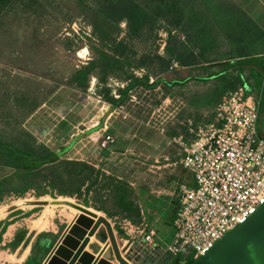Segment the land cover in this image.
<instances>
[{
    "label": "rangeland",
    "instance_id": "1",
    "mask_svg": "<svg viewBox=\"0 0 264 264\" xmlns=\"http://www.w3.org/2000/svg\"><path fill=\"white\" fill-rule=\"evenodd\" d=\"M137 1L150 19L141 38L131 35L137 19L129 22L120 9H108L107 0L0 4V142L28 152L44 146L61 153L45 164L12 167L0 150V224L4 232L10 226L17 240L55 232L77 213L53 202H97L101 187L113 200L123 194L117 181L94 170L89 159L72 156L79 140L71 133H79L78 123L85 130L108 119L110 107L98 94L102 88L126 101L114 108L111 124L122 133L133 128L144 159L151 156V143L158 141L163 156L170 134L186 135L208 123L216 105L238 88L264 112V0ZM69 44L71 51L65 48ZM247 60L249 65L236 67ZM86 72L83 91L78 85ZM212 74L219 76L194 79ZM186 78L185 84L170 87L157 81ZM136 80L159 83L147 90ZM93 143L89 139L85 150ZM112 207L116 227L137 239L140 223L127 203Z\"/></svg>",
    "mask_w": 264,
    "mask_h": 264
},
{
    "label": "crops",
    "instance_id": "2",
    "mask_svg": "<svg viewBox=\"0 0 264 264\" xmlns=\"http://www.w3.org/2000/svg\"><path fill=\"white\" fill-rule=\"evenodd\" d=\"M107 106L110 107L111 112L107 117L108 119L101 122V124L95 122L85 130H80V126L83 125L78 123L79 133H71L72 137L75 135L74 137L79 140L72 149V156L77 161L89 159L87 161L94 170L117 181L122 187L123 194H120L118 200H113L107 194L108 189L101 187L97 191L102 192L103 195L97 202L89 199L87 202L78 205L99 217L106 218L111 223L120 250L131 243L130 250L122 254L123 257L131 258L130 264H154L161 255L157 253V249H160L162 253L165 246L170 244L169 242L174 238L173 222L180 207L178 184L194 185L191 174L181 166L183 152L180 141L190 142L194 140L197 130L190 128L188 130L189 134L186 135L170 134L168 136L169 141L162 150L163 156H161L158 141H156V144L151 143V146L155 147V150L152 147L150 150L151 160H148L150 157L140 158V154L136 150L138 149L136 144L139 138L133 132V128L126 130L127 122L125 121L120 122L121 128L126 130L124 133L117 130V128H113L110 116L114 115L113 111L116 107L108 103ZM215 110L212 119L208 123L213 122ZM260 114L259 131L264 136V112L261 113L260 110ZM134 126H136L135 123ZM100 127L101 130L98 131ZM74 128L76 127L74 126ZM91 132L94 133L89 135ZM105 135H111L114 138V143L110 144L108 148L100 149L97 143V145L93 143V149L91 147L90 150H85V143H89V139L99 142L100 136L103 138ZM83 137L87 139H82ZM94 192L93 194L97 196L98 194ZM114 203L115 206L127 203V207H130L137 216L140 223L137 239L128 238L122 228L116 227L115 221L118 216L113 213L112 206ZM78 215V211L75 214H70V218L63 221L65 225H61V228L56 227L55 232L38 233L34 235L29 243L24 241L25 238L17 240L18 234L10 233V226L6 227L4 232V225L0 224V264H3L2 257L4 264H44L52 248L58 244L69 225L73 223ZM2 218L0 217V219ZM151 230L155 233L152 238L153 243L146 244L144 236ZM89 240L93 241L94 236L90 237ZM107 242L101 245L102 251L106 248ZM74 254L75 251L73 250L72 256ZM100 254L98 253L95 258H99ZM75 264H78V261Z\"/></svg>",
    "mask_w": 264,
    "mask_h": 264
},
{
    "label": "built area",
    "instance_id": "3",
    "mask_svg": "<svg viewBox=\"0 0 264 264\" xmlns=\"http://www.w3.org/2000/svg\"><path fill=\"white\" fill-rule=\"evenodd\" d=\"M260 105L238 88L217 105L213 122L200 125L196 138L180 141L182 168L194 185L178 184L180 207L174 238L154 264L167 256L202 255L226 231L243 223L264 201V136L259 131ZM114 143L111 135L97 142ZM155 233L144 236L152 244Z\"/></svg>",
    "mask_w": 264,
    "mask_h": 264
},
{
    "label": "water",
    "instance_id": "4",
    "mask_svg": "<svg viewBox=\"0 0 264 264\" xmlns=\"http://www.w3.org/2000/svg\"><path fill=\"white\" fill-rule=\"evenodd\" d=\"M54 203L69 206L79 215L52 248L44 264H75L77 261L78 264L131 263L130 257L122 256L130 250L131 243L120 250L113 227L106 218L75 203ZM93 236L94 240L90 241ZM32 238L29 236L27 242ZM106 242L102 251L101 245ZM73 250L75 254L72 256ZM98 253L101 258H95ZM192 264H264V201L243 223L216 239Z\"/></svg>",
    "mask_w": 264,
    "mask_h": 264
},
{
    "label": "trees",
    "instance_id": "5",
    "mask_svg": "<svg viewBox=\"0 0 264 264\" xmlns=\"http://www.w3.org/2000/svg\"><path fill=\"white\" fill-rule=\"evenodd\" d=\"M18 2V1H22V0H0V4L1 3H13V2ZM83 2L89 1V0H81ZM23 3V2H22ZM106 7H109L108 9L114 10V9H120L118 10V12H120L122 15H126V17H128V21L129 22H133L134 19H137L138 21V28L137 30H133L132 32V37H137V38H141V36L143 37L144 33L146 32V26L147 24L150 23V19L149 16L146 12H144L143 10H141L139 8V4L137 0H107V4ZM27 8V7H26ZM143 25V26H142ZM141 32V33H140ZM65 48L69 51H71V46L69 45H65ZM123 50H125V48L123 47ZM256 59V58H254ZM252 60V59H250ZM250 61H244V62H240L236 65V67L239 68H243L247 65H249ZM108 66V65H107ZM107 66H104V68H106ZM86 75L84 76V78L82 79V83L78 85L79 88H81L83 91H86L88 88V82H89V74L90 72H86ZM106 75H104L101 78H98V82L104 83L106 81L105 78ZM219 74H212L211 76H209L208 78H201V77H195L194 79L196 80H200V81H205V80H209V79H214L216 77H218ZM132 77V76H130ZM80 77H76V81L79 80ZM190 78H186L183 80H174L172 82H168L166 80H157L165 85L170 86H174V85H183L185 84L187 81H189ZM137 83H139L138 85L141 87H144L145 89L149 90L152 89L154 86H156L159 82L153 84H149L148 81H143V80H136ZM121 93H123V91L120 90ZM99 96H101L103 98V100L105 102H107L108 104H111L113 107H120L122 105L125 104L126 101L123 100H118L115 99L113 96H111L110 94V90L106 89V88H102L99 92H98ZM27 149L30 148V146L26 147ZM24 148H22L21 146H17L15 144H11V143H4V142H0V150H5L4 153L1 152V154L3 153L4 157L8 159V163L10 162L9 165H12V167H19L21 165H26V164H40V163H47L50 162L51 160L59 157L61 155V153L58 154H53L52 152H50V150L48 148H45L44 146H40V150L41 151H36L35 149L31 150L32 152H28L26 150H24ZM157 253L161 254L160 249H157ZM162 264H192V261L190 259H183V258H173L172 256H167L163 261Z\"/></svg>",
    "mask_w": 264,
    "mask_h": 264
},
{
    "label": "bare ground",
    "instance_id": "6",
    "mask_svg": "<svg viewBox=\"0 0 264 264\" xmlns=\"http://www.w3.org/2000/svg\"><path fill=\"white\" fill-rule=\"evenodd\" d=\"M86 51V50H85ZM94 82V81H93Z\"/></svg>",
    "mask_w": 264,
    "mask_h": 264
}]
</instances>
